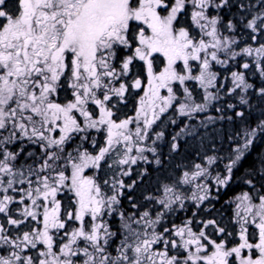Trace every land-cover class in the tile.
Listing matches in <instances>:
<instances>
[{
	"label": "snow or ice",
	"instance_id": "6c2138e0",
	"mask_svg": "<svg viewBox=\"0 0 264 264\" xmlns=\"http://www.w3.org/2000/svg\"><path fill=\"white\" fill-rule=\"evenodd\" d=\"M258 143L264 0H0V264H264Z\"/></svg>",
	"mask_w": 264,
	"mask_h": 264
},
{
	"label": "trees",
	"instance_id": "16d2710c",
	"mask_svg": "<svg viewBox=\"0 0 264 264\" xmlns=\"http://www.w3.org/2000/svg\"><path fill=\"white\" fill-rule=\"evenodd\" d=\"M256 151L257 152H259V151H264V145H260L259 143L257 144V149H256ZM255 153H253V156L252 157H250V161L249 162H251V160H253V159H255ZM234 190H239V188H238V186H236V187H234Z\"/></svg>",
	"mask_w": 264,
	"mask_h": 264
}]
</instances>
